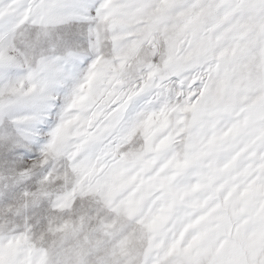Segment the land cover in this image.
Masks as SVG:
<instances>
[{"label":"snow or ice","instance_id":"1","mask_svg":"<svg viewBox=\"0 0 264 264\" xmlns=\"http://www.w3.org/2000/svg\"><path fill=\"white\" fill-rule=\"evenodd\" d=\"M0 264H264V0H0Z\"/></svg>","mask_w":264,"mask_h":264}]
</instances>
